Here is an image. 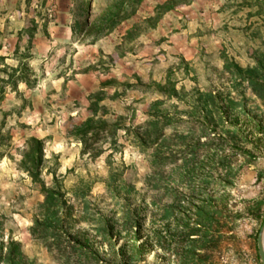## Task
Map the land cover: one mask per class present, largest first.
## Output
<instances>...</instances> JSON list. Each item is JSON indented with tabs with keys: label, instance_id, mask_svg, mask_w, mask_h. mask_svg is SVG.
I'll return each instance as SVG.
<instances>
[{
	"label": "rangeland",
	"instance_id": "rangeland-1",
	"mask_svg": "<svg viewBox=\"0 0 264 264\" xmlns=\"http://www.w3.org/2000/svg\"><path fill=\"white\" fill-rule=\"evenodd\" d=\"M112 1L0 0V242L19 243L27 264H57L30 234L40 188L16 166L36 137L43 179L55 174L90 221L136 209L110 244L75 225L111 264H262L264 97L243 77L264 59V0H173L160 16L169 0H143L98 34ZM164 115L163 136L143 135ZM89 119L119 126L115 152L107 141L100 157L81 154L73 129ZM151 153L168 160L152 166Z\"/></svg>",
	"mask_w": 264,
	"mask_h": 264
},
{
	"label": "trees",
	"instance_id": "trees-1",
	"mask_svg": "<svg viewBox=\"0 0 264 264\" xmlns=\"http://www.w3.org/2000/svg\"><path fill=\"white\" fill-rule=\"evenodd\" d=\"M142 1L130 0V2H126L124 0H113L97 19L98 26L96 27V32L98 34L112 32L136 13L137 7ZM172 1L169 0L164 4L157 5L155 7L157 16L173 8L170 5ZM134 27L126 31L125 38L131 36ZM243 78L249 82L252 91L259 98L264 97V59L258 60L254 68L247 69ZM17 80L22 81L23 79ZM110 85L111 81H107L102 84L101 88H106ZM166 85H157V89H159L162 95L168 94ZM171 90L174 89L172 88ZM156 105V103L153 104V107ZM165 118V115L157 117L155 122H147L140 126L146 127L145 134L143 135L150 136L151 131L149 135L148 133L151 130L150 127H153L152 134L163 136L165 126L160 125V123ZM118 129V125L108 124L102 119L96 121L89 119L87 122L75 126L73 134L82 144L81 154L83 156L87 155L93 160L103 154V144L107 143V141L110 146H114L113 151L115 152L116 144L114 137ZM139 143L140 145L147 146V141L144 138H139ZM7 146L4 143L2 133H0V157L4 154L2 150ZM44 150V139L30 137L24 141L19 151L20 159L16 163L17 169L26 174L34 184L39 186L43 198L32 218L31 237L47 250L51 260L57 264H111L110 261H106L100 256L99 251L94 247L95 242L91 243L85 234L74 231L75 225L84 222L90 224V226L94 224V237L99 239L100 244H110L119 236V227L131 228L138 220L136 209H131L129 205H125L120 208L119 217L117 218H103L99 215L96 219L90 221L88 219V216H90L88 209L84 208V206L79 208L80 202L76 199L77 197L73 196V200L68 198L62 182L55 174L47 170V173L52 175L50 184H47L43 179L42 175L47 164ZM143 150H148V148H143ZM155 154L157 155L149 154L152 166L154 161H159L160 164L167 162L168 158H164L162 155H158V153ZM243 154L249 156L247 152ZM110 159L111 157L109 156L107 165L110 169V177L106 185V193L112 199L118 200L116 186L112 183V172L114 170L111 167ZM77 208L79 209L77 210ZM27 262V258L22 253L19 243L10 238L5 242H0V264H27Z\"/></svg>",
	"mask_w": 264,
	"mask_h": 264
},
{
	"label": "water",
	"instance_id": "water-1",
	"mask_svg": "<svg viewBox=\"0 0 264 264\" xmlns=\"http://www.w3.org/2000/svg\"><path fill=\"white\" fill-rule=\"evenodd\" d=\"M257 250H258L260 262L264 264V222L257 237Z\"/></svg>",
	"mask_w": 264,
	"mask_h": 264
}]
</instances>
